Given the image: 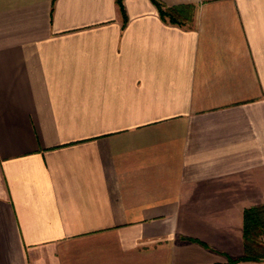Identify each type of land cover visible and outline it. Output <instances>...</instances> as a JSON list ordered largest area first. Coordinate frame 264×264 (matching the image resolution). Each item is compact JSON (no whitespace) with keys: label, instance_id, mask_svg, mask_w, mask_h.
Instances as JSON below:
<instances>
[{"label":"crops","instance_id":"1","mask_svg":"<svg viewBox=\"0 0 264 264\" xmlns=\"http://www.w3.org/2000/svg\"><path fill=\"white\" fill-rule=\"evenodd\" d=\"M0 0V264H227L264 205V0ZM238 264H264L246 261Z\"/></svg>","mask_w":264,"mask_h":264},{"label":"trees","instance_id":"2","mask_svg":"<svg viewBox=\"0 0 264 264\" xmlns=\"http://www.w3.org/2000/svg\"><path fill=\"white\" fill-rule=\"evenodd\" d=\"M123 1L116 0V5L125 24L127 16ZM151 2L157 8L160 19L165 23L183 27L192 22L194 14L192 5L167 7L160 0H151ZM243 242L244 255L238 259L229 260L227 264L264 261V205L244 210Z\"/></svg>","mask_w":264,"mask_h":264},{"label":"rangeland","instance_id":"3","mask_svg":"<svg viewBox=\"0 0 264 264\" xmlns=\"http://www.w3.org/2000/svg\"><path fill=\"white\" fill-rule=\"evenodd\" d=\"M260 262V261H259Z\"/></svg>","mask_w":264,"mask_h":264}]
</instances>
